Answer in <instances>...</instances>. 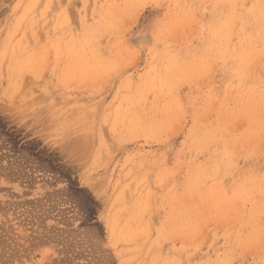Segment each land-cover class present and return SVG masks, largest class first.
<instances>
[{
    "label": "rangeland",
    "instance_id": "obj_1",
    "mask_svg": "<svg viewBox=\"0 0 264 264\" xmlns=\"http://www.w3.org/2000/svg\"><path fill=\"white\" fill-rule=\"evenodd\" d=\"M0 207V264H264V0H0Z\"/></svg>",
    "mask_w": 264,
    "mask_h": 264
},
{
    "label": "bare ground",
    "instance_id": "obj_2",
    "mask_svg": "<svg viewBox=\"0 0 264 264\" xmlns=\"http://www.w3.org/2000/svg\"><path fill=\"white\" fill-rule=\"evenodd\" d=\"M4 2H5V1H4ZM48 4H49V3H48ZM104 6H105V5H104ZM67 7H68V6H67ZM118 7H119V6H118ZM118 7H117V8H118ZM120 7H121V6H120ZM120 7H119L118 9H120ZM69 8H70V7H69ZM69 8H68V9H69ZM6 9H7V8H6ZM68 9H67V10H68ZM70 9H71V8H70ZM67 10H66V11H67ZM103 10H104V9H103ZM113 10H115V9H113ZM103 13H104V12H103ZM119 13H120V12H119ZM121 13H122V12H121ZM116 14H117V13H116ZM101 16H102V14H101ZM108 16H109V15H108ZM114 16H115V15H114ZM97 18H98V17H97ZM111 18H112V17H111ZM113 19H114V18H113ZM99 23H100V22H99ZM102 23H103V22H102ZM106 24H107V23H106ZM98 26H101V25H98ZM102 27H103V26H102ZM37 55H38V54H37ZM3 202H4V201H3ZM7 202H9V201H7ZM13 203H14V202H13ZM25 204H26V203H25ZM23 206H25V205H23ZM0 208H3V207H0Z\"/></svg>",
    "mask_w": 264,
    "mask_h": 264
}]
</instances>
